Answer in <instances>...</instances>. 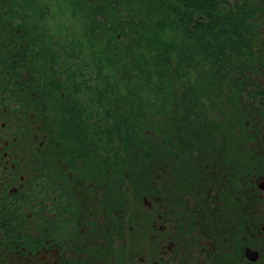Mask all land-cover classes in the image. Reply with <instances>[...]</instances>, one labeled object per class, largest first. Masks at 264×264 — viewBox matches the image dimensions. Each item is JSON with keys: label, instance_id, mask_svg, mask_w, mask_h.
Here are the masks:
<instances>
[{"label": "flooded vegetation", "instance_id": "obj_1", "mask_svg": "<svg viewBox=\"0 0 264 264\" xmlns=\"http://www.w3.org/2000/svg\"><path fill=\"white\" fill-rule=\"evenodd\" d=\"M11 9L7 15L0 7V264H118L111 259L116 226L129 223L128 177L109 174L104 144L96 154L77 151L57 124L47 129L46 119L55 117L34 108L45 103L40 89L52 81L51 54L39 53L49 29L34 28L46 23L31 21L28 10L21 31ZM211 132L205 139L213 149L200 136L195 148L169 155L178 172L171 200L157 195L155 165L151 181L136 175L144 197L142 264H264V129L239 146L233 129L221 124ZM134 257L128 247L125 263Z\"/></svg>", "mask_w": 264, "mask_h": 264}, {"label": "trees", "instance_id": "obj_2", "mask_svg": "<svg viewBox=\"0 0 264 264\" xmlns=\"http://www.w3.org/2000/svg\"><path fill=\"white\" fill-rule=\"evenodd\" d=\"M0 7L7 15L12 8L21 31L29 11L31 21H45L33 27L49 29L39 53L51 54L52 81L34 109L53 115L47 129L57 124L77 151L96 154L104 144L109 174L134 178L153 138L180 154L200 136L206 141V115L189 90L228 86L231 101L258 108L245 113L264 116V0H0ZM63 15L72 22L51 30Z\"/></svg>", "mask_w": 264, "mask_h": 264}, {"label": "rangeland", "instance_id": "obj_3", "mask_svg": "<svg viewBox=\"0 0 264 264\" xmlns=\"http://www.w3.org/2000/svg\"><path fill=\"white\" fill-rule=\"evenodd\" d=\"M57 19L59 20L58 23L50 24L51 30L53 27L56 28V26H58V24L60 23H61L60 27H62L64 26V24L69 23V21H71L69 20L70 18L68 16L64 17V15L62 17L57 16ZM192 81L194 80L192 79ZM189 91H191V93H195V95H197V97L199 98V100L197 102H194L193 105L196 107H200V109L202 110H199L201 111L199 113H201L202 115H206V118H204V121H203V125L205 126V127L203 126V130L205 131L206 129H208L209 134L208 133L206 134L207 138H213L211 129H213V127L216 128L217 125L221 126L222 124L224 129L225 128L227 129L229 127L230 129L234 130V132L236 133L234 135L235 136V139H234L235 146H239V143H242L245 140H247L246 142H248L250 139L251 140L256 139V132H259L260 130L264 129V116H260L258 114L254 115L252 113H249V112L258 110V108H256L255 106H252V102L250 100H245L244 98L242 100L238 99L237 101H231L229 97L230 91H229L228 86L203 88V89H192ZM237 104H239L238 107H236ZM183 105H186V104H183ZM183 105L182 107H184ZM185 108L186 107H184L183 110ZM244 111H249V112L245 113ZM181 112L179 111V113L183 116L184 111H182V109H181ZM166 115H169V113H166ZM149 124L152 125L153 123L150 122ZM153 125H154L153 128L156 129L155 130L156 132H154V134H158V133L161 134L162 130H164L162 128H159L158 126H155V123ZM182 125L186 130L187 127L185 123ZM175 130L178 131V129H175ZM216 131L217 129L214 130V132ZM151 133H152L151 131H148L147 136L149 137ZM259 134L260 133H258V135ZM153 139H151L150 142L141 149L142 154L140 155L141 157L139 156V158L140 160H142V163L145 162L143 166L145 168L147 167V170H145L143 173L144 175L145 173L147 174V177H148L147 179L150 181L153 175L151 173V170H152L151 168L152 166L155 165V169H156L155 175L157 173L159 175L158 176L159 180L157 183L159 185L158 191L160 193L157 195L160 196V200L163 202V200L168 201V199L171 200V197L173 198L175 191L170 186H172L171 184H173L172 179L174 178V181L176 180L178 172L174 171V168L172 169L169 166L170 165L169 164L170 162L168 160V158H170L169 155L172 154V152H174L171 145H169L168 143L162 142V141L159 142L157 139H154V140ZM212 141H213L212 139L210 141H205L207 143L206 146L209 149H213L212 148L213 144L211 143ZM195 147L196 145H194V148ZM142 163L140 161L139 166L137 167V170L135 172L134 178L129 176L126 180V183H124L126 187V192H127L126 196L128 198V201H127L128 203H127V207H125V203L123 202V205H124L123 208H124V211H126L125 209L128 208L126 218L129 219V223L127 226H124L122 224L119 226H116L117 245L115 248L117 249V252H116L117 255L111 260L114 261L115 259L116 261H118V264H121V263L127 264L125 263V259H126L128 247H129V250L130 248L131 250H133L134 255H135L132 263L142 264L141 261L139 260L141 255H143V251H142L143 243L141 240L142 218L140 217L139 212H141L142 210L140 209L141 208L140 205L142 204L144 197L141 194L138 195L137 189H136L137 187L136 185L137 176L136 175L140 176V174H142L143 170H141V167H140V164ZM154 180H155V177H154ZM147 196L149 198L148 201L152 202L153 199H150L149 197L151 196V194H147ZM120 199L121 198L118 197V200ZM119 206H120V203L118 202V207ZM121 214H122L121 208H119V213L115 212V216L119 217V215ZM121 223H123L122 220H121Z\"/></svg>", "mask_w": 264, "mask_h": 264}, {"label": "snow or ice", "instance_id": "obj_4", "mask_svg": "<svg viewBox=\"0 0 264 264\" xmlns=\"http://www.w3.org/2000/svg\"><path fill=\"white\" fill-rule=\"evenodd\" d=\"M37 2H39V0H37ZM48 2V0H44V3H47Z\"/></svg>", "mask_w": 264, "mask_h": 264}]
</instances>
